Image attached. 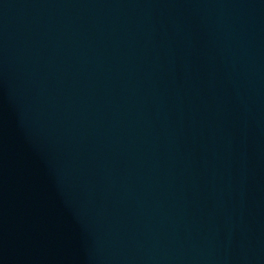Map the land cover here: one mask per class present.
<instances>
[{"label": "water", "instance_id": "1", "mask_svg": "<svg viewBox=\"0 0 264 264\" xmlns=\"http://www.w3.org/2000/svg\"><path fill=\"white\" fill-rule=\"evenodd\" d=\"M192 159L217 264H264V0H135Z\"/></svg>", "mask_w": 264, "mask_h": 264}]
</instances>
